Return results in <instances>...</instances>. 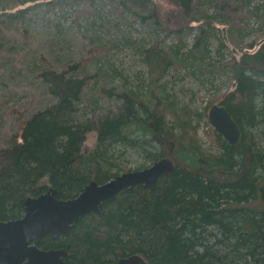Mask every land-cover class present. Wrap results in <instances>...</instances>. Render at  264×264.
<instances>
[{
	"label": "trees",
	"instance_id": "1",
	"mask_svg": "<svg viewBox=\"0 0 264 264\" xmlns=\"http://www.w3.org/2000/svg\"><path fill=\"white\" fill-rule=\"evenodd\" d=\"M230 1L172 0L175 32L197 21L210 28L217 18L232 23ZM211 9L221 13L210 14ZM24 11L8 16L21 18ZM209 38L207 32L200 35L183 56L178 45L170 51L155 45L145 54L152 70L203 63ZM258 43L240 58L217 60L234 88L201 113L181 106L166 88L156 91L134 82L117 93L122 104L115 113L87 117V65L41 68L53 101L31 113L20 135L0 147V220L22 217L25 199L52 187L68 199L91 180L108 181L120 174L118 163L127 154L152 164L169 158L174 169L153 186L124 189L103 201L99 213L86 214L62 236L47 235L38 245L66 249L67 264H107L132 254L148 264H264V148L259 144L264 138V39ZM213 103L225 105L242 131L239 143L231 145L212 128L215 152L205 149L198 135ZM92 133L96 143L88 150Z\"/></svg>",
	"mask_w": 264,
	"mask_h": 264
},
{
	"label": "rangeland",
	"instance_id": "2",
	"mask_svg": "<svg viewBox=\"0 0 264 264\" xmlns=\"http://www.w3.org/2000/svg\"><path fill=\"white\" fill-rule=\"evenodd\" d=\"M235 1H230L232 23L217 18L210 28L197 21L190 29L175 32L177 10L172 0H0V147L20 135L31 113L53 101L40 76L41 68L47 66L87 65L90 83L85 99L91 103L87 117L115 113L122 104L117 93L126 83L133 87L134 82L156 91L166 88L181 106L198 113L208 102L218 103V97L234 88V81L217 60L240 58L251 44L264 39V0ZM20 9L25 10L21 18L8 16ZM217 10L209 13L214 15ZM206 32L210 38L205 62L152 70L145 54L148 49L157 45L168 51L178 45L183 56ZM108 75L111 80L105 83L103 77ZM199 123V139L205 149L215 152V128L208 114ZM95 143L92 133L86 148L92 149ZM259 144L264 148V138ZM143 164L152 165L143 156L127 154L118 168L122 173Z\"/></svg>",
	"mask_w": 264,
	"mask_h": 264
},
{
	"label": "water",
	"instance_id": "3",
	"mask_svg": "<svg viewBox=\"0 0 264 264\" xmlns=\"http://www.w3.org/2000/svg\"><path fill=\"white\" fill-rule=\"evenodd\" d=\"M208 118L217 132L230 144L240 139L237 121L224 105L213 104ZM169 159H162L140 169L122 172L104 183L86 184L78 195L61 198L55 188L25 199V213L17 219L0 220V264H67V250L43 249L38 244L47 235L60 237L90 212L98 213L103 201L114 198L126 188L138 184L153 186L165 173L173 170ZM107 264H148L143 256L132 254Z\"/></svg>",
	"mask_w": 264,
	"mask_h": 264
},
{
	"label": "bare ground",
	"instance_id": "4",
	"mask_svg": "<svg viewBox=\"0 0 264 264\" xmlns=\"http://www.w3.org/2000/svg\"><path fill=\"white\" fill-rule=\"evenodd\" d=\"M225 106V105H224ZM226 107V106H225ZM227 108V107H226ZM229 111V110H228ZM230 112V111H229ZM231 113V112H230ZM232 115V114H231ZM233 116V115H232ZM238 123V122H237ZM238 126H239V129H240V139H239V141L241 140V133H242V131H241V128H240V125L238 124ZM219 133V132H218ZM222 135V134H221ZM224 137V136H223ZM225 138V137H224ZM226 139V138H225ZM227 140V139H226ZM228 141V140H227ZM229 142V141H228ZM230 143V142H229ZM239 143V142H238ZM238 143H236V144H238ZM231 145H235V144H231ZM163 159H169V158H163ZM160 160H162V159H160ZM160 160H158V161H160ZM169 160H171V159H169ZM158 161H156V162H158ZM172 161V160H171ZM155 163V162H154ZM172 163H173V161H172ZM174 164V163H173ZM173 169H174V166H173ZM92 181V180H91ZM139 185V184H138ZM144 185V184H143ZM136 186V185H135ZM146 186V185H145ZM103 203V202H102ZM102 205V204H101ZM101 205H100V208H101ZM100 212V211H99ZM98 212V213H99ZM96 213V212H95Z\"/></svg>",
	"mask_w": 264,
	"mask_h": 264
}]
</instances>
